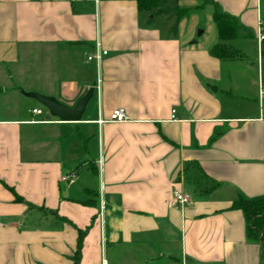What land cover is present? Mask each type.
<instances>
[{
    "label": "crops",
    "instance_id": "obj_1",
    "mask_svg": "<svg viewBox=\"0 0 264 264\" xmlns=\"http://www.w3.org/2000/svg\"><path fill=\"white\" fill-rule=\"evenodd\" d=\"M215 1L242 59L209 53L217 31L198 45L148 24L134 0H0V264H75L79 231L78 264H264L230 207L264 195V0ZM90 87L79 121L25 95L73 107ZM117 107L129 120L96 123ZM174 188L190 202L172 206Z\"/></svg>",
    "mask_w": 264,
    "mask_h": 264
},
{
    "label": "trees",
    "instance_id": "obj_2",
    "mask_svg": "<svg viewBox=\"0 0 264 264\" xmlns=\"http://www.w3.org/2000/svg\"><path fill=\"white\" fill-rule=\"evenodd\" d=\"M136 2L137 10L143 12L147 16V23H151L159 15H167L168 10L161 7V3L177 2L178 0H134ZM201 1V0H200ZM204 5L212 6L211 20L214 23L217 31L218 42L213 44L209 53L220 59H242L244 54L233 48L228 41L235 39L240 26L237 21L230 15L222 12L215 0H202L197 8H203ZM175 12V20L169 26L168 30L171 34H176L178 31L179 21L182 17L187 16L190 11L185 8H180L177 4L172 6ZM171 11V9H170ZM172 12V11H171ZM262 73L264 75V64L262 63ZM233 209L242 211L246 222V236L251 241H256L260 244L262 253H264V195L245 197L237 195L230 205ZM63 220V219H61ZM83 232H78L77 248L75 253V264H78V256L81 248Z\"/></svg>",
    "mask_w": 264,
    "mask_h": 264
},
{
    "label": "rangeland",
    "instance_id": "obj_3",
    "mask_svg": "<svg viewBox=\"0 0 264 264\" xmlns=\"http://www.w3.org/2000/svg\"><path fill=\"white\" fill-rule=\"evenodd\" d=\"M200 2L202 3V0H178L176 3H161L160 6L165 7L168 14L159 15L156 18L169 28L176 18L172 6L177 4L180 8L188 9L190 11L187 16L182 17L179 21V35L189 41L195 40L198 45H212L216 40V28L210 16L212 6L204 5L203 8H197Z\"/></svg>",
    "mask_w": 264,
    "mask_h": 264
},
{
    "label": "built area",
    "instance_id": "obj_4",
    "mask_svg": "<svg viewBox=\"0 0 264 264\" xmlns=\"http://www.w3.org/2000/svg\"><path fill=\"white\" fill-rule=\"evenodd\" d=\"M96 3L99 2V0H95ZM263 41H264V30H258L256 37H255V50H256V64L258 66L259 71H262V57H263ZM108 54V51L104 48H102L99 44V42H95L94 46L92 47L91 50L87 51L85 56L87 61H92L94 62L97 67H100V64L103 60V58ZM99 81V79H98ZM264 95V85L262 84L261 80H259V96ZM33 113L40 114L42 111L41 109L33 108L32 109ZM176 109H171L170 113V119L175 120ZM129 120V116L125 109L123 107H117L114 108L108 117L106 119L104 118H97L96 123L98 125H101L107 121H112V122H124ZM73 172H69L67 174H64L61 176V181H67L69 178L74 177ZM190 195L188 193H184L178 188H174L172 191V198L170 200V204L172 206H179L182 207L190 202ZM99 215L100 219H102L103 216V205H100L99 209Z\"/></svg>",
    "mask_w": 264,
    "mask_h": 264
},
{
    "label": "water",
    "instance_id": "obj_5",
    "mask_svg": "<svg viewBox=\"0 0 264 264\" xmlns=\"http://www.w3.org/2000/svg\"><path fill=\"white\" fill-rule=\"evenodd\" d=\"M195 40H192V42ZM207 87L211 91L216 90V86L208 84ZM26 96L37 100L45 109L44 120H50L51 117H57L61 121H79L85 110V107L93 96V87L88 88L86 93L75 103L73 107H69L59 102L56 98L45 96L37 92H26Z\"/></svg>",
    "mask_w": 264,
    "mask_h": 264
}]
</instances>
